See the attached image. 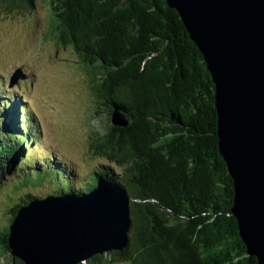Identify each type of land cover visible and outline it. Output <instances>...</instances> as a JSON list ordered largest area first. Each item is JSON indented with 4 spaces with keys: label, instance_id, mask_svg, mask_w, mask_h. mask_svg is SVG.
<instances>
[{
    "label": "trees",
    "instance_id": "16d2710c",
    "mask_svg": "<svg viewBox=\"0 0 264 264\" xmlns=\"http://www.w3.org/2000/svg\"><path fill=\"white\" fill-rule=\"evenodd\" d=\"M42 1L50 38L70 48L87 73L101 126L87 145L105 163L80 176L56 158L35 161L30 152L39 132L22 112L24 101L0 94V186L11 179L12 191L24 195L8 209L11 220L36 198L25 188L77 196L103 180L130 198L128 244L79 264H257L231 212L214 85L177 12L165 0ZM35 3L0 0V7L31 11ZM0 238L10 253L8 230ZM12 264L24 263L12 257Z\"/></svg>",
    "mask_w": 264,
    "mask_h": 264
},
{
    "label": "water",
    "instance_id": "95a60500",
    "mask_svg": "<svg viewBox=\"0 0 264 264\" xmlns=\"http://www.w3.org/2000/svg\"><path fill=\"white\" fill-rule=\"evenodd\" d=\"M165 1L210 74L218 149L233 181L231 212L247 254L264 264V0ZM129 202L103 180L83 195L33 198L8 226L10 255L24 264H79L121 251L132 223Z\"/></svg>",
    "mask_w": 264,
    "mask_h": 264
},
{
    "label": "rangeland",
    "instance_id": "374dc122",
    "mask_svg": "<svg viewBox=\"0 0 264 264\" xmlns=\"http://www.w3.org/2000/svg\"><path fill=\"white\" fill-rule=\"evenodd\" d=\"M48 15L47 3L42 0H36L31 11L6 12L0 7V94L24 101L22 112L32 118L31 123L39 132L34 137L31 158L35 161L56 158L83 176L105 163L87 145L93 129L101 126L94 114L87 73L76 63L78 58L70 48L63 49L50 38ZM17 70L24 76L8 87ZM32 178L36 181L35 175ZM10 180L0 186V237L11 222L8 209L24 196L18 189L12 191ZM15 183L19 186V181ZM40 187L25 188V191L41 198L49 189ZM105 257L109 258L108 254ZM0 264H12V256L1 245Z\"/></svg>",
    "mask_w": 264,
    "mask_h": 264
}]
</instances>
